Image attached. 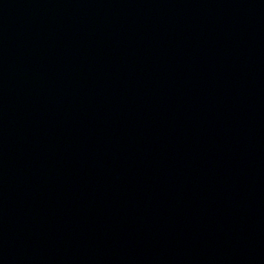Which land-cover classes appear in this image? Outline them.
Instances as JSON below:
<instances>
[{"label":"water","instance_id":"obj_1","mask_svg":"<svg viewBox=\"0 0 264 264\" xmlns=\"http://www.w3.org/2000/svg\"><path fill=\"white\" fill-rule=\"evenodd\" d=\"M0 264H264V0H0Z\"/></svg>","mask_w":264,"mask_h":264}]
</instances>
